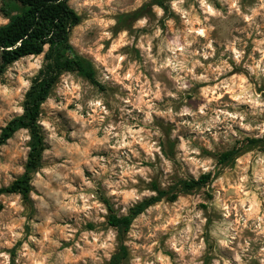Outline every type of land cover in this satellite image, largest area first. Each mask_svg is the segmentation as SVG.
I'll list each match as a JSON object with an SVG mask.
<instances>
[{
	"label": "rangeland",
	"instance_id": "374dc122",
	"mask_svg": "<svg viewBox=\"0 0 264 264\" xmlns=\"http://www.w3.org/2000/svg\"><path fill=\"white\" fill-rule=\"evenodd\" d=\"M73 53L98 84L64 72L42 104L46 141L26 201L0 195V264H264V149L219 155L264 136V0H70ZM19 8L0 0V26ZM48 48H46L47 51ZM46 60L0 77V133L23 113ZM30 132L0 146V188L25 171ZM211 172L190 192L181 181ZM178 194L108 223L155 195Z\"/></svg>",
	"mask_w": 264,
	"mask_h": 264
},
{
	"label": "trees",
	"instance_id": "16d2710c",
	"mask_svg": "<svg viewBox=\"0 0 264 264\" xmlns=\"http://www.w3.org/2000/svg\"><path fill=\"white\" fill-rule=\"evenodd\" d=\"M19 10L7 13L9 21L0 26V77L16 61L37 56L45 52L46 60L25 94L23 113L12 118L0 133V146L5 144L18 130L28 129L30 144L24 173L10 185L0 188V195L19 193L28 201L33 190L34 173L43 164L46 141L39 123L42 104L48 99L51 91L64 72L77 71L93 83L98 84L95 70L86 59L73 53L70 43L71 29L78 25L81 16L70 5V0H13ZM46 48L47 51H46ZM257 145L264 149V136L248 138L244 147H234L219 155L221 164H229ZM212 173L207 172L199 178L181 181L182 190L190 192L208 184ZM156 191L152 195L130 208L125 215L117 214L111 206L108 223L120 234L128 231L134 219L152 205L168 199L176 200L178 194L153 185ZM128 255L125 245L112 256L110 264H121Z\"/></svg>",
	"mask_w": 264,
	"mask_h": 264
}]
</instances>
